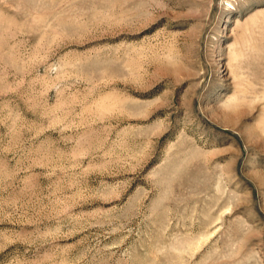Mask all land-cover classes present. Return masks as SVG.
I'll return each instance as SVG.
<instances>
[{
	"label": "rangeland",
	"instance_id": "rangeland-1",
	"mask_svg": "<svg viewBox=\"0 0 264 264\" xmlns=\"http://www.w3.org/2000/svg\"><path fill=\"white\" fill-rule=\"evenodd\" d=\"M0 264H264V0H0Z\"/></svg>",
	"mask_w": 264,
	"mask_h": 264
}]
</instances>
